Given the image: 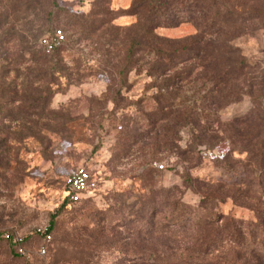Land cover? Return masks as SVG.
I'll return each mask as SVG.
<instances>
[{
  "label": "rangeland",
  "instance_id": "rangeland-1",
  "mask_svg": "<svg viewBox=\"0 0 264 264\" xmlns=\"http://www.w3.org/2000/svg\"><path fill=\"white\" fill-rule=\"evenodd\" d=\"M132 1L0 0V264H161L158 253L167 245L177 252L193 247L192 213L183 216L190 220H180L173 202L189 209L198 204L202 191L195 179L228 188L257 170L255 163H246L250 153L244 137L233 132L236 125L255 135L260 126L258 137L264 136V15L250 18L264 11V0L211 3L216 18L223 19L212 37L222 41L233 35L245 61V79L220 92L201 87L198 65L179 74L186 75L182 80L174 76L196 64L194 59H175L182 62L175 65L165 60L155 68L142 42L128 55L131 39L140 40L144 31L140 25L130 28L135 15L121 14ZM57 28L64 42L48 52L40 38L53 36ZM155 32L171 39L199 33L195 21L159 26ZM34 54L61 66L49 93L47 87H35L33 78L30 86H20L25 79L20 72L38 66ZM169 64L173 67L164 71ZM37 90L42 97L50 95L43 111L18 109L32 105ZM229 92L232 96H226ZM218 93L224 95L219 109L212 102ZM182 102L195 118L197 133H190L192 125L178 124ZM202 127L206 131L199 134ZM80 164L95 172L97 189L91 198L64 204V177ZM152 193L156 212L143 205ZM206 206L235 219L252 214L229 196ZM53 213L51 238L41 255L36 228L50 223ZM5 231L28 237L23 256L13 254L2 238ZM139 251L155 254L125 257Z\"/></svg>",
  "mask_w": 264,
  "mask_h": 264
},
{
  "label": "trees",
  "instance_id": "trees-1",
  "mask_svg": "<svg viewBox=\"0 0 264 264\" xmlns=\"http://www.w3.org/2000/svg\"><path fill=\"white\" fill-rule=\"evenodd\" d=\"M212 2L214 3L215 0H133L127 8L121 9L123 11L121 14H126L127 12L128 14L135 15L137 17L136 22L130 28L134 29L140 25L144 31L141 32V35L135 33L137 36L139 35L140 40L136 39V36L131 39L128 55L132 56L136 51V47L142 42L149 58L157 63L155 68L162 67V61L165 60H173L174 63L172 64L174 65L182 63L181 61H188L189 59L198 61L190 69L187 66L180 68V71L174 75L178 76L177 78L180 80L186 78V75L181 77L179 74L189 72L198 65L199 70H201V76L204 79L201 87H208L211 90H216L215 88H217L219 92L221 91L220 87H226V85L231 84L237 87L245 79V72L242 69L245 67V61L232 41L233 35H230V37L227 35L224 39L221 37L222 41L216 37H212L213 32H217L220 29V27H215L216 23L218 21L223 22V19H218V16L216 18V15H214L216 12L211 8ZM52 3L55 4V0H52ZM201 3H207V7L201 5ZM263 12H256L250 18H260L262 14L264 15ZM184 21H195L199 33L171 39L160 36L155 32V29L159 26H176ZM63 42L48 52L56 50ZM24 51H31L29 44L26 43L24 45ZM32 56L38 66L34 69L32 68V70L27 69V72H20L25 77L20 86H30L31 79L33 78L37 83L35 87H47L49 93L51 84L55 79V73L61 69V66L50 65L46 63V59H43L42 62L41 57L35 56V54ZM179 58L181 61L177 60L175 62V59ZM172 64L166 66L164 71L172 68ZM42 77H47L43 85L38 83ZM35 93L37 94L32 98V105L26 107L19 106L18 109L25 110L26 108L29 111L31 108H34V111L41 113L43 111L42 108L49 101L50 95L42 97L38 94V90ZM232 94L233 92H229L226 96H232ZM217 96L219 97L214 98L212 102L219 109L221 105L218 102L224 95L218 93ZM167 106H172V103L164 105L165 108ZM38 108H40V111ZM178 109L177 120L180 121L178 124L192 125L190 133H197V130L194 129V126H196L194 123L195 118L190 117L192 116L190 108L186 107L184 102H182V106ZM191 109L203 112L205 108L193 106ZM250 126L252 131L253 123L247 125V130ZM204 129V127L199 129V134ZM258 130H260V126L256 129L255 135L251 132L243 133L235 125L233 132V136L244 137V143L247 144L245 148L250 153V157L246 163H255L258 171L254 169V173H252V170H249L246 179L244 177L231 182V185H227L228 188H225L226 184L223 182L214 184L195 179L197 181L196 185L199 186V191H202L198 204L192 207L193 209H189L191 206H185L183 202H179L177 199L173 202L174 208L181 212L178 213L179 217H177L180 220H184V218L190 220L191 216L184 218L183 216L192 213L193 234L191 235V243L193 242V247H185L183 250L177 252L173 250L172 246L167 245L166 248L158 253V258L163 260L161 264H264V136L263 138H259ZM187 178L190 181L192 180L190 177ZM164 190L168 194L163 196L162 202L168 205L170 203L168 202V195L172 193L171 187H166ZM154 195L152 193L151 197L143 202V205L148 204L152 206V203L155 204L154 201L156 199H154ZM219 195L223 196L217 197ZM224 196H229L233 203L240 204L242 202L249 207L252 213L251 218L235 219L231 215L224 216L212 213L210 208L206 209V205L214 203L218 198H223ZM91 197L93 195L71 202L65 193L63 203H77ZM198 207L199 209H197ZM205 209V212H199V210ZM152 210L156 212L154 205L152 206ZM55 216L56 213L51 214L48 231H51L55 223ZM153 217L154 215L152 214V220L149 221L151 225L153 224ZM36 235L42 238L37 232ZM2 238L8 242L13 254L18 256L25 254L18 251V245L12 239H7L3 236ZM27 240L28 237L24 236L23 245L27 244ZM166 241L170 242L168 239ZM146 254L155 253L152 251H139L125 257L133 256L129 258L135 260L138 257H144ZM149 255L146 256L152 257ZM154 256L155 258L157 257L156 255Z\"/></svg>",
  "mask_w": 264,
  "mask_h": 264
},
{
  "label": "built area",
  "instance_id": "built-area-1",
  "mask_svg": "<svg viewBox=\"0 0 264 264\" xmlns=\"http://www.w3.org/2000/svg\"><path fill=\"white\" fill-rule=\"evenodd\" d=\"M64 39V32L62 29H55L53 36H43L40 38V44L47 50H52L57 47ZM158 168H165L164 163L154 162ZM98 178L95 172L88 166L80 164L69 172L64 177V189L66 195L71 202L78 201L86 196H90L97 189ZM36 232L42 236L43 243L38 247V253L43 255L47 251V243L50 241L51 233L48 231V224L46 226H39L36 228ZM2 236L7 239H12L18 245V251L25 253V247H23L24 235L16 232L5 231Z\"/></svg>",
  "mask_w": 264,
  "mask_h": 264
}]
</instances>
